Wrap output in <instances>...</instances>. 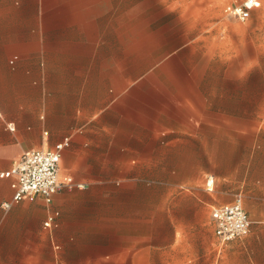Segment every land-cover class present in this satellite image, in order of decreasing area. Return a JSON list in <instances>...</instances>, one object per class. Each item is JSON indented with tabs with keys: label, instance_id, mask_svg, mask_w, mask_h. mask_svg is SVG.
Here are the masks:
<instances>
[{
	"label": "crops",
	"instance_id": "1",
	"mask_svg": "<svg viewBox=\"0 0 264 264\" xmlns=\"http://www.w3.org/2000/svg\"><path fill=\"white\" fill-rule=\"evenodd\" d=\"M2 1L11 5L0 12V172L23 152L61 143L60 177L84 187L62 185L49 202L16 201L13 178H0V264H61L63 250L142 240L134 194L142 178L159 176L154 248H175L183 233L184 254L200 250V264H264V91L256 96L254 72H239L238 53L218 35L225 7L239 1L223 12H167L174 0L170 8L154 0V30L136 72L85 51L78 29L70 45H49L41 12L36 24L31 12L15 14V2L40 0ZM161 2L165 12L156 11ZM249 19L247 48L257 33L264 49V0ZM229 28L237 45L238 28ZM236 196L250 227L222 244L211 212Z\"/></svg>",
	"mask_w": 264,
	"mask_h": 264
},
{
	"label": "rangeland",
	"instance_id": "2",
	"mask_svg": "<svg viewBox=\"0 0 264 264\" xmlns=\"http://www.w3.org/2000/svg\"><path fill=\"white\" fill-rule=\"evenodd\" d=\"M229 0H174V10L167 12H223V6ZM241 1V0H238ZM206 3V4H205ZM169 8L171 0L167 1ZM11 2L0 0V12H4ZM154 0H109V1H85V0H40L30 2H15V14H27L31 12L32 24H36L38 14L41 12L42 23L48 27L46 41L49 45L63 41L64 45H70L76 39V30L88 42L85 51L104 53L114 63L120 58L127 72H136L140 65L142 55L146 53L151 40V31L154 30ZM166 3H159L157 12H165ZM225 16V15H224ZM249 20L239 21L236 18L225 16L220 21L221 34L224 41V49L232 45L233 53H238L239 72L255 74L254 90L256 96L264 91V49L259 48L261 34L256 33L255 48H247L246 26ZM62 28V32L54 33L53 27ZM230 26H236L238 37L237 45L230 41ZM59 31V30H58ZM233 35V36H234ZM259 37V39H257ZM226 40V41H225ZM104 42V44H103ZM71 51L70 49L65 50ZM66 57V55H65ZM252 59L254 66L252 67ZM249 65V67H248ZM181 71H187L183 68ZM194 163H197L195 161ZM180 166L182 161H176ZM181 172V171H179ZM164 177L142 178V187L136 196L137 212L142 219V240L119 241L110 239L104 241L109 249L100 250H63L61 264H200V250L192 252V255L184 254L183 233L178 235L175 248H154V181ZM182 176H176L175 181L180 182ZM130 196H133L130 194ZM126 210H133L134 201L127 200ZM110 238L115 234L106 235ZM186 253H188V249ZM76 253V254H74ZM104 253V255H103ZM89 254V255H87ZM191 257V259L189 258Z\"/></svg>",
	"mask_w": 264,
	"mask_h": 264
},
{
	"label": "built area",
	"instance_id": "3",
	"mask_svg": "<svg viewBox=\"0 0 264 264\" xmlns=\"http://www.w3.org/2000/svg\"><path fill=\"white\" fill-rule=\"evenodd\" d=\"M257 6L258 0H241L235 4H228L225 10L230 17L246 21L250 12ZM61 150L62 144L59 143L52 149H33L23 152L12 168L0 172V178H13L11 186L14 190V200L18 201L24 197L32 199L40 195L49 202L62 185L67 188L84 187L83 184L76 183L71 176L60 177ZM211 183V178H208L207 187ZM4 206L8 207L9 203L5 202ZM211 216L215 234L222 244L245 234L251 223L240 196H236L232 202L215 207ZM52 218V216L48 217L46 226L50 225Z\"/></svg>",
	"mask_w": 264,
	"mask_h": 264
}]
</instances>
